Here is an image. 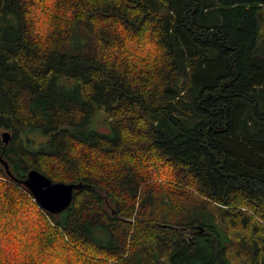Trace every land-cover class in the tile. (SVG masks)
I'll return each instance as SVG.
<instances>
[{"label": "trees", "instance_id": "1", "mask_svg": "<svg viewBox=\"0 0 264 264\" xmlns=\"http://www.w3.org/2000/svg\"><path fill=\"white\" fill-rule=\"evenodd\" d=\"M261 50L264 0H0V264H264Z\"/></svg>", "mask_w": 264, "mask_h": 264}, {"label": "water", "instance_id": "2", "mask_svg": "<svg viewBox=\"0 0 264 264\" xmlns=\"http://www.w3.org/2000/svg\"><path fill=\"white\" fill-rule=\"evenodd\" d=\"M1 137L3 144L8 145L12 135L9 131H5ZM1 162L9 176H12L8 162L2 158ZM23 185L31 193L40 208L53 215H58L67 210L73 203L74 192L82 188V184L54 183L36 169L29 171Z\"/></svg>", "mask_w": 264, "mask_h": 264}, {"label": "rangeland", "instance_id": "3", "mask_svg": "<svg viewBox=\"0 0 264 264\" xmlns=\"http://www.w3.org/2000/svg\"><path fill=\"white\" fill-rule=\"evenodd\" d=\"M40 17H41L40 22H42V19H44L45 16H40ZM142 52H143L142 54L141 53H137V55L142 56L144 58L147 55V52H148L147 48L145 47L144 51H142ZM257 55L260 56V57H263L264 56V50L257 51ZM98 119H99V121H98ZM98 119H97L98 122L96 121L97 123H96V125H94V127H96L97 130H99L100 132H108L109 131V127H108V124L105 121V114L103 112L99 113ZM4 132H5V130L0 129V139L1 140H2L1 135ZM30 136H31L32 140H34V141L37 140L38 143L42 142V140H45V138L42 135H38L37 136L35 134H32ZM29 217H30V215H29V209L28 208L27 209L19 208L18 212H16V214L13 215L14 219L11 220L12 223L7 225V226H10V228L7 227V229L9 230L10 235L12 233L11 236L15 237L18 234H20L19 231H23V230L18 229V228H20V226H18V228L16 226L24 224L25 220L27 218H29ZM4 224H5V221H4ZM11 229H13V230L11 231ZM2 235L3 234L1 233L0 234V238H1ZM57 255H59L58 250L47 251L46 253H43L42 255H39L38 260L40 262H43L44 264H48V262L52 261L53 260L52 258L57 256ZM72 262L75 264V260H74L73 257H72Z\"/></svg>", "mask_w": 264, "mask_h": 264}]
</instances>
